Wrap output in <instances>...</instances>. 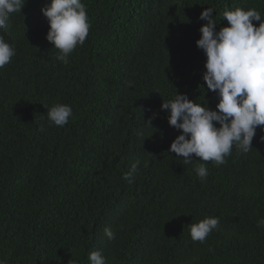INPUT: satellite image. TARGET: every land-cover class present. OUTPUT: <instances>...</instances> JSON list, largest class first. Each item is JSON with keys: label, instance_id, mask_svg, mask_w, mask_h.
<instances>
[{"label": "trees", "instance_id": "trees-1", "mask_svg": "<svg viewBox=\"0 0 264 264\" xmlns=\"http://www.w3.org/2000/svg\"><path fill=\"white\" fill-rule=\"evenodd\" d=\"M47 2L25 0L0 29L16 50L0 68V260L90 264L100 251L107 264H264V128L246 154L234 146L219 166L184 165L168 151L182 130L161 108L178 92L217 110L196 43L200 14L214 8L219 31L226 7L264 17V0H82L88 41L67 64L34 14ZM55 103L73 109L63 127L49 124L45 105ZM209 216L220 229L194 242L189 224Z\"/></svg>", "mask_w": 264, "mask_h": 264}, {"label": "clouds", "instance_id": "clouds-1", "mask_svg": "<svg viewBox=\"0 0 264 264\" xmlns=\"http://www.w3.org/2000/svg\"><path fill=\"white\" fill-rule=\"evenodd\" d=\"M25 4V0H0V29L11 28L10 14L22 12ZM213 10L208 7L201 12L199 19L207 23L200 28L202 35L196 43L206 56L203 80L207 90L217 92L219 96L217 110L208 108L205 103H195L187 94L178 92L174 99H163L161 106L167 112L170 126L182 130L168 151L182 158L184 165L202 160L219 166L226 163L225 158L232 154L234 146L238 153L246 154L253 147L257 128H264V17L256 8L226 7L221 15L229 23L217 31ZM34 14L39 20L48 21L50 27L46 39L53 44L51 49L57 54L58 61L67 64L69 56L78 53L88 41L91 24L82 0H48L41 11ZM253 21H259V26ZM26 31L22 28L19 35ZM15 54V47L0 35V68ZM45 107L50 125L63 127L74 118L68 104L55 103L50 108ZM261 140L264 141V136ZM141 164V159H136L124 179L134 182V174ZM194 171L201 181L206 180L208 168L205 163L195 164ZM257 227L264 228V217L258 220ZM219 229L220 219L215 216L189 224L194 242L203 243L213 230ZM104 231L110 241L116 239L111 228ZM88 260L90 264H107L100 251H91ZM0 264L5 262L0 260Z\"/></svg>", "mask_w": 264, "mask_h": 264}]
</instances>
